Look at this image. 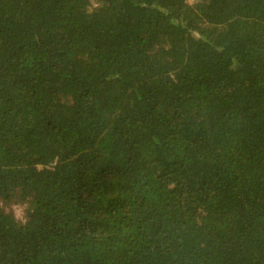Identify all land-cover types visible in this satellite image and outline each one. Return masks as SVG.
Wrapping results in <instances>:
<instances>
[{
    "label": "trees",
    "instance_id": "16d2710c",
    "mask_svg": "<svg viewBox=\"0 0 264 264\" xmlns=\"http://www.w3.org/2000/svg\"><path fill=\"white\" fill-rule=\"evenodd\" d=\"M0 264H264V0H0Z\"/></svg>",
    "mask_w": 264,
    "mask_h": 264
},
{
    "label": "rangeland",
    "instance_id": "374dc122",
    "mask_svg": "<svg viewBox=\"0 0 264 264\" xmlns=\"http://www.w3.org/2000/svg\"><path fill=\"white\" fill-rule=\"evenodd\" d=\"M191 2H194L195 0H190ZM13 211L17 217H21V208L13 207Z\"/></svg>",
    "mask_w": 264,
    "mask_h": 264
}]
</instances>
